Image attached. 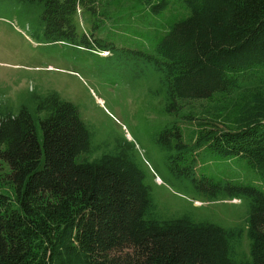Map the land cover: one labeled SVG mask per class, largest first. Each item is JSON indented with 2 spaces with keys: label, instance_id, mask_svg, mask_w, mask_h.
Segmentation results:
<instances>
[{
  "label": "trees",
  "instance_id": "trees-1",
  "mask_svg": "<svg viewBox=\"0 0 264 264\" xmlns=\"http://www.w3.org/2000/svg\"><path fill=\"white\" fill-rule=\"evenodd\" d=\"M2 1L39 44L136 67L163 102L152 142L166 176L193 208L239 201L246 214L228 227L164 215L133 142L95 144L75 104L32 91L19 106L0 99V264H264V189L199 172L204 156L242 158L264 188V0ZM120 6L183 16L151 52L124 49L98 36Z\"/></svg>",
  "mask_w": 264,
  "mask_h": 264
},
{
  "label": "rangeland",
  "instance_id": "rangeland-1",
  "mask_svg": "<svg viewBox=\"0 0 264 264\" xmlns=\"http://www.w3.org/2000/svg\"><path fill=\"white\" fill-rule=\"evenodd\" d=\"M8 3L0 0V99L19 106L32 91L58 92L78 107L81 119L95 131V144L105 140L114 143L120 137L135 144L148 176H156V183L150 184L164 215L191 212L227 227L241 222L246 208L239 201L194 202L193 208L180 186L166 176L162 154L152 142L160 122L167 119L162 113L163 102L150 96V84L136 67L112 65L71 46L39 44L32 34L34 27L28 31L21 7ZM119 11V17L108 20L98 36L120 48L148 52L155 44L151 36L166 33L169 25L183 16L172 11L159 17L128 14L121 6ZM77 19L81 30H89L88 17L80 13ZM199 172L264 189L260 177L242 158L204 156Z\"/></svg>",
  "mask_w": 264,
  "mask_h": 264
}]
</instances>
